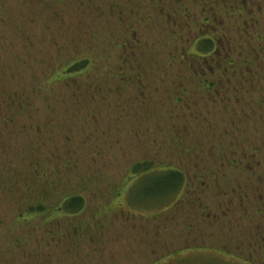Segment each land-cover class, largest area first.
I'll use <instances>...</instances> for the list:
<instances>
[{"label":"rangeland","instance_id":"374dc122","mask_svg":"<svg viewBox=\"0 0 264 264\" xmlns=\"http://www.w3.org/2000/svg\"><path fill=\"white\" fill-rule=\"evenodd\" d=\"M188 6L195 11L193 4ZM157 8L144 0H0L1 21L9 17L25 29V34L35 35L30 62L22 55L25 52L22 39L14 40L11 30L0 25L3 48L0 66L8 69L4 76L0 74L3 82L0 87L17 94L15 106L24 108L23 114L17 113L19 122L7 125L3 120L15 113V109L9 111V102L0 100L3 118L0 163L3 160L5 164L0 170V248L10 247L19 235L18 228H11L16 204L22 200L17 191H21L18 188L22 189L25 177L17 158L33 156L44 161L51 176L59 160L68 168V173L51 177L55 190L76 188L79 184L86 189L82 195L88 204L76 220L82 228L73 234L70 231L72 254L64 255L63 264H153L156 261L181 264L177 253L197 246L228 249L225 258L229 262L264 264L263 240L255 238L263 224L261 217L254 215L256 207L253 202L243 207V211L229 207L222 183L214 193L199 187L197 195L201 198L193 194L195 198L189 201L184 197V204L166 210L160 205L167 201V188L161 178L145 179L144 182L151 181L137 185L129 192V198L128 192L124 193V185L133 178L128 175L129 170L140 160L151 161L156 170L166 165H198L188 153L182 159L175 157L174 146L163 142L161 133L156 135L152 131L158 123L157 113L166 110L155 102V97L166 95L164 92L150 96L149 90L141 88V84L147 86L148 79L140 83L120 81L114 72L102 71L107 65L108 69L117 70L131 62L139 64L137 69L147 64L151 70H157L155 74H161L158 68L164 67L168 55L179 53L178 47L185 45L189 36L184 33L172 39L174 27L166 23L167 9L160 14ZM146 49L154 54L150 64L146 62L149 58L141 62L138 57L140 52L148 56ZM83 58L91 61L86 73L80 72L64 82L50 81L62 65ZM157 63L158 68L153 66ZM254 67L261 69L260 63ZM174 68L178 70L177 66ZM140 93L145 96L141 98ZM122 107L126 109L123 114ZM150 115H154L152 119ZM249 125L258 132L247 137L246 145L239 144L245 134L234 135L239 144L237 150H246L262 138V127ZM9 126L16 128L11 138ZM23 126H39L40 136L31 132V137H22ZM205 128L211 131L205 130L201 136L203 146H214L215 151L226 146L227 141L216 139L223 130L217 116ZM134 131L139 132L138 136L134 137ZM155 151L160 154L156 155ZM208 164L197 170H206ZM233 174L230 172L229 181L235 185L249 177L245 174L234 178ZM260 187L261 184H255L253 201ZM194 199L200 201L193 204ZM200 204L207 205L209 210L199 208ZM37 236L20 252L2 251L0 264H9L10 260L13 264H24L20 256L29 251L50 253L51 264H59L61 246L55 241L49 247H42L44 237Z\"/></svg>","mask_w":264,"mask_h":264},{"label":"flooded vegetation","instance_id":"af4514ba","mask_svg":"<svg viewBox=\"0 0 264 264\" xmlns=\"http://www.w3.org/2000/svg\"><path fill=\"white\" fill-rule=\"evenodd\" d=\"M144 1L154 9L158 6L157 10L160 12L157 13L161 14L163 13L161 10L167 9L166 23H172L174 27L170 37L175 39L187 33L189 37L185 40V45L178 47V54L168 55L165 63L163 62L164 67L158 68V63L153 65L158 68L160 75L155 74L157 70H151L147 64L137 69L139 64L131 62L130 64L124 62L126 67L120 66L117 70L108 69L107 65L102 71L114 72L120 81L136 80L140 83L148 79L147 86L141 84V88L149 90L150 96L164 92L166 95L159 99L158 96L155 97V102L166 110L157 113L158 123L152 131L156 135L161 133L160 139L174 146L175 157L182 159L184 154L188 153L191 158L197 160L196 167L159 166L160 169L180 175L174 192L165 197L166 202L160 204L161 209L166 210L170 206L184 204L182 203L184 197L191 201L195 198L193 194L200 197L197 195L199 187H204L207 193H214L217 186L222 183L226 190L223 192L226 196L224 198L228 200L229 207H237L243 211L248 203L253 202L256 207L254 215L260 216L263 223L259 226L260 230L255 238L262 239L263 244L264 0ZM188 4H193L195 11L190 10ZM203 42H208L209 47L201 46ZM146 51L148 56L144 57L140 52L138 57L141 62L149 58L146 62L150 64L154 54L151 50ZM89 62L91 64V61ZM259 63L263 72L254 67ZM174 66H177L178 70ZM141 69H144L145 73ZM144 96L145 93H140L141 98ZM131 97L133 101L136 100V97ZM125 110L122 107L121 114L125 113ZM153 116L150 115V118ZM216 116L217 122L223 128L221 135L218 134L216 139L227 141L226 146L217 151L214 146L207 144L203 146L200 141L205 130L211 131L205 128V125ZM251 123L262 127V138L252 144V147H246V150H237L239 144H248L247 137L258 132L257 128L249 125ZM238 133L245 134L239 144L233 137ZM138 134V131H134V137ZM229 139L231 140L228 141ZM155 153L160 154L157 151ZM207 162L209 164L206 170H197V167L201 168ZM139 164L153 166L151 161L146 160H140L132 166ZM230 172L234 173V178L245 174L249 177L243 179L242 184L235 185L229 181ZM128 175L133 177L124 185V193L128 192L129 198L130 185L137 182L143 174L135 176L129 172ZM258 183L261 187L257 189L253 201L251 196L255 192V184ZM197 201L200 200L194 199L192 203L196 204ZM199 208L209 210L204 204H200Z\"/></svg>","mask_w":264,"mask_h":264},{"label":"trees","instance_id":"16d2710c","mask_svg":"<svg viewBox=\"0 0 264 264\" xmlns=\"http://www.w3.org/2000/svg\"><path fill=\"white\" fill-rule=\"evenodd\" d=\"M3 18V17H1ZM12 19L7 17V19L1 21L0 25L6 27L5 30H11V36H14V40L18 37L22 39L24 42L25 52L22 54L31 62V56L29 53L33 50V42L35 35L25 34L23 30H25L21 25H17V23H13ZM206 45L209 47L208 42H203L201 44ZM2 47H0L1 50ZM3 49V48H2ZM90 62L88 59L83 58L77 62H72L69 65L61 66L59 70L53 74L52 79L50 80L53 83L56 82H64L69 78H72L73 75H77L80 72L87 71L89 69ZM6 71H8L6 66H0V74L4 76ZM3 84L0 79V86ZM4 87V86H3ZM2 87V88H3ZM0 87V100L8 101L9 104L7 105L8 110L15 109V113H12L10 117H7L3 120V123L7 125H12L13 123H18L17 113L24 112V108H20L19 106H15L16 102L15 99L17 94H14L12 91L3 90ZM35 89V88H34ZM36 93V91H35ZM27 94V93H26ZM25 94V95H26ZM27 96V95H26ZM1 105V104H0ZM21 107L22 105L19 104ZM0 117L2 121V114L0 113ZM1 124V123H0ZM14 125V124H13ZM27 128L23 131L24 128ZM37 129V131H36ZM21 136L27 137L30 136L31 132H37L36 136H40L41 128L38 127H30V126H23L22 127ZM16 133V128L11 129L8 127V135L11 138L12 135ZM27 137V138H28ZM2 138V134H0V140ZM35 151V149H32ZM4 151V150H3ZM42 158V157H41ZM19 162H21L20 167H24L25 169L19 168L23 171L25 177L22 180L21 191H17L18 196L22 197L20 203L16 205V212H15V220L11 223V228H18L19 235L16 242H13L10 247L6 249L0 248V259H3L2 251L8 250L9 252L17 253L23 250L32 242L30 239L36 240L40 236L44 237V244H40L42 247L51 246L56 241V245L61 246V256L57 258L59 264H63L64 255H71V247L72 245L69 243L70 241V231L73 234L74 230H80L82 227L76 223L77 218L83 214L84 210L87 207L88 202L83 192H85V187L79 184L76 188L71 189H62V191H57L56 185L52 183L51 177L56 176L59 177L62 174L68 173V168L63 167V162L61 164L59 160V164L53 168L52 176L49 174L50 169H47V165L44 163L43 160L38 158H34L33 156L25 157L24 159L17 158ZM70 161V160H69ZM5 167L3 160L0 163V170ZM163 168V167H162ZM161 168V169H162ZM160 168L153 169L152 166H133L130 168L129 172L130 175H141L140 179L136 182L131 184L130 191L131 192L137 185L150 182L151 180H147L144 182L145 179H158L161 178L164 187L167 188L166 196L170 195L174 192V189L177 187V184L180 181V175L176 173L167 172L166 170H161ZM67 182V181H66ZM64 185V182L62 183ZM161 187V186H160ZM121 192L119 191L117 196L119 197ZM72 221H69L71 220ZM36 224V225H35ZM2 225L0 223V233L2 232ZM24 235V238H21ZM1 238V236H0ZM8 244H9V239ZM68 241V242H67ZM12 248V250L10 249ZM68 248V249H67ZM29 253L22 252V256L20 258L24 261V264H51L50 257L52 256L50 253H41L35 252ZM54 256V255H53ZM4 262V260H2ZM7 264V263H6ZM9 264H13L12 260L9 261ZM153 264H161V262L156 261Z\"/></svg>","mask_w":264,"mask_h":264},{"label":"snow or ice","instance_id":"6c2138e0","mask_svg":"<svg viewBox=\"0 0 264 264\" xmlns=\"http://www.w3.org/2000/svg\"><path fill=\"white\" fill-rule=\"evenodd\" d=\"M228 251V249L197 246L191 250H180L177 255L181 257V264H246L243 260L229 262L225 258Z\"/></svg>","mask_w":264,"mask_h":264}]
</instances>
